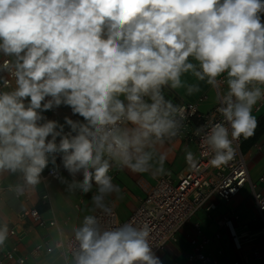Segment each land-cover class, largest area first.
<instances>
[{
    "label": "clouds",
    "instance_id": "1",
    "mask_svg": "<svg viewBox=\"0 0 264 264\" xmlns=\"http://www.w3.org/2000/svg\"><path fill=\"white\" fill-rule=\"evenodd\" d=\"M262 17L264 0H0V176L21 177L18 193L35 189L45 169L70 189L95 185L93 211L111 215L103 201L119 192L114 168L165 172L157 146L187 119L165 90L184 87L189 73L224 86L222 119L195 135L210 166L228 164L234 141L254 135L253 110L264 102ZM199 90L187 86L189 95ZM61 107L71 112L62 123L45 115ZM186 161L197 158L186 151ZM151 232L148 222L105 226L87 214L70 238L72 264H162ZM7 234L5 224L0 244Z\"/></svg>",
    "mask_w": 264,
    "mask_h": 264
},
{
    "label": "crops",
    "instance_id": "2",
    "mask_svg": "<svg viewBox=\"0 0 264 264\" xmlns=\"http://www.w3.org/2000/svg\"><path fill=\"white\" fill-rule=\"evenodd\" d=\"M182 79L185 86L176 90H165L166 98L177 104L179 101L194 102L199 97H203L204 100L199 104L201 111H206L215 104V95L210 85L198 81L191 73L185 74ZM188 85H199L200 90L189 95L187 93ZM209 94H212L210 102L207 101ZM206 101L207 104L204 106ZM262 113L264 110L253 115L257 118ZM66 115L71 116L70 109L66 107L58 109L61 123ZM77 118L72 116V119ZM240 149L251 157L248 163L250 181L256 185L258 190L264 191V181H258L260 177H264V132L246 140L241 137ZM157 151L167 157L163 174L155 171L135 174L128 170L115 168L112 170V172H117L113 177V183L119 186V192L105 196L103 203L105 205L112 204L119 221H124L132 213L144 198L147 190L161 176L169 175L173 181H176L178 176L188 170L186 151H191L196 156L195 145H185L181 140H171L163 145H158ZM47 170L45 169V172ZM61 174L67 178L68 183L72 182V177L63 169H61ZM76 179L80 180L81 176L77 175ZM21 182L22 178L18 175L5 173L0 176V185L4 188L0 192V227L5 224L8 227L7 238L0 244V248L4 251L15 250L16 255L25 257V264H72L63 248L56 247V243L65 241L73 235V229L81 223L85 215H95L100 210L96 208L93 211L92 196L96 194L95 185L91 191L84 193L79 187L70 189L68 184L61 183L58 179L47 178L35 189H27L26 196L16 198L11 189ZM45 191L48 194V200L42 197ZM213 201L215 207L212 210L209 212L203 209L197 211L177 231L175 241L166 243L156 253L162 264H190L186 262V255L191 250L190 238L196 237L194 223H198L202 235L210 239V243L204 247L203 252L211 258H216L220 264L225 260L229 263L237 261L240 264H259L260 260L253 257V251L257 249L264 253V231L261 230L264 223L259 218L248 186L245 185L241 192L228 203H222L215 198ZM25 208H35L46 222V226L38 227L28 217L21 218L19 214ZM230 210L235 211L239 216L238 232L252 234L250 239L242 243L240 249L235 248L233 239L226 229L221 231L220 240L213 239V233L217 231L216 221L228 214ZM50 220L55 221V225L52 227L47 225ZM10 228L14 230V235L9 234ZM41 243L45 246L39 252H35V246ZM220 246L223 248V255L218 254ZM46 247H51V252L48 253Z\"/></svg>",
    "mask_w": 264,
    "mask_h": 264
},
{
    "label": "built area",
    "instance_id": "3",
    "mask_svg": "<svg viewBox=\"0 0 264 264\" xmlns=\"http://www.w3.org/2000/svg\"><path fill=\"white\" fill-rule=\"evenodd\" d=\"M264 19V17H262ZM3 57H0L2 60ZM215 95V104L206 111L199 109V104L204 100L199 97L194 102L179 101L177 104L184 105L187 109L185 120V127L181 134L173 140H181L185 145L193 144L196 147L197 163L190 166L187 171L178 176L176 181H173L169 175H163L153 186H151L144 198L140 201L138 206L132 213L124 220L117 219L114 207L111 203L106 204L111 209V215H105L101 209L95 215L102 217V222L105 226L111 224H122L129 220H134L136 223L148 222L152 228L150 240L152 242L153 251L156 254L162 247L168 243L175 241V234L186 224L191 217L199 210L203 209L209 212L215 207L213 199H218L222 203H228L233 197L238 195L242 188L247 185L253 201V204L259 214V218L264 223V191L256 188V185L250 181L248 173V163L250 161L249 155L243 153L240 149L241 138L234 141L233 148L235 150L234 157L228 164L215 168L209 165L210 157L201 156L203 148L200 144V137L195 135V130L206 124L209 120L219 121L222 119L220 114L216 111L218 107L217 94L224 90L223 85H218L217 88L210 86ZM261 110H264V102L258 103L253 114L257 115ZM50 119L59 120L58 110L49 111L45 114ZM59 163V161H57ZM62 169V168H61ZM116 171L111 172L114 177ZM45 182L47 178L55 179L54 175H50L49 170L44 174ZM259 182L264 181V177L258 179ZM23 184V180L21 182ZM31 186H24V191L18 193L16 186L9 188L12 190L16 198L26 196L27 189ZM4 188L0 185V192ZM48 200V194L45 191L42 196ZM259 197V200L258 198ZM19 216L21 218L28 217L33 224L38 227H45L46 222L42 219L40 213L35 209H23ZM239 216L235 211L230 210L228 214L223 215L216 221L217 231L213 233V239L220 240L221 231L227 230L233 239L236 249H240L242 243L252 237L251 233H239L237 222ZM49 227L55 225L54 220L47 222ZM196 237L190 238L189 244L190 252L186 255V262L190 264H220L216 258H211L203 252L205 246L210 243V239L202 235L200 225L193 224ZM264 231V227L261 228ZM9 234L14 235L12 228L9 229ZM73 235L68 237L65 241L56 243V247L63 248L65 254L71 260L72 252L78 248V243L74 239H70ZM45 245L43 243L35 246L34 251L39 252ZM51 247H46V251L51 252ZM218 254L223 255L222 246L218 249ZM253 257L260 260L259 264H264V253L255 249ZM0 264H25V257L15 254V250L4 251L0 248ZM221 264H240L237 261L227 262L226 260Z\"/></svg>",
    "mask_w": 264,
    "mask_h": 264
},
{
    "label": "trees",
    "instance_id": "4",
    "mask_svg": "<svg viewBox=\"0 0 264 264\" xmlns=\"http://www.w3.org/2000/svg\"><path fill=\"white\" fill-rule=\"evenodd\" d=\"M262 132H264V113L257 117V128L254 136L259 135Z\"/></svg>",
    "mask_w": 264,
    "mask_h": 264
},
{
    "label": "rangeland",
    "instance_id": "5",
    "mask_svg": "<svg viewBox=\"0 0 264 264\" xmlns=\"http://www.w3.org/2000/svg\"><path fill=\"white\" fill-rule=\"evenodd\" d=\"M211 97H212V94H209V95H208V98H207V101L209 100V102H210ZM207 101L204 103V106L207 104Z\"/></svg>",
    "mask_w": 264,
    "mask_h": 264
}]
</instances>
